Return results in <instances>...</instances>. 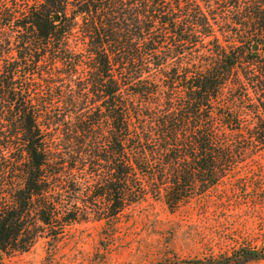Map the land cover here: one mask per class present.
Returning a JSON list of instances; mask_svg holds the SVG:
<instances>
[{
	"label": "trees",
	"instance_id": "16d2710c",
	"mask_svg": "<svg viewBox=\"0 0 264 264\" xmlns=\"http://www.w3.org/2000/svg\"><path fill=\"white\" fill-rule=\"evenodd\" d=\"M260 151L264 0H0V264Z\"/></svg>",
	"mask_w": 264,
	"mask_h": 264
},
{
	"label": "rangeland",
	"instance_id": "374dc122",
	"mask_svg": "<svg viewBox=\"0 0 264 264\" xmlns=\"http://www.w3.org/2000/svg\"><path fill=\"white\" fill-rule=\"evenodd\" d=\"M4 264H264V151L205 196L171 211L149 198L114 225L73 224Z\"/></svg>",
	"mask_w": 264,
	"mask_h": 264
},
{
	"label": "water",
	"instance_id": "95a60500",
	"mask_svg": "<svg viewBox=\"0 0 264 264\" xmlns=\"http://www.w3.org/2000/svg\"><path fill=\"white\" fill-rule=\"evenodd\" d=\"M58 17H55V19H57ZM255 49L257 48V46L254 47Z\"/></svg>",
	"mask_w": 264,
	"mask_h": 264
}]
</instances>
